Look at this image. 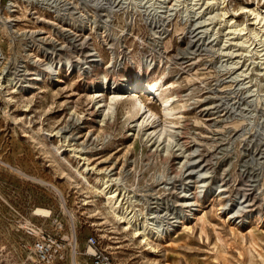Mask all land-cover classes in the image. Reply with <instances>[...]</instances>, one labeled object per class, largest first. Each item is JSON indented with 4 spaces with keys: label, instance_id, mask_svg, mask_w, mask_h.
I'll return each mask as SVG.
<instances>
[{
    "label": "rangeland",
    "instance_id": "obj_1",
    "mask_svg": "<svg viewBox=\"0 0 264 264\" xmlns=\"http://www.w3.org/2000/svg\"><path fill=\"white\" fill-rule=\"evenodd\" d=\"M128 1L54 0L51 12H38L48 24L34 19L28 2L13 15L4 11L19 20L13 44L0 24L11 63L41 57L52 72L25 93L1 84L0 264H37L21 227L41 220L33 213L38 208L61 210L58 190L75 212L81 252L98 233L122 264H264V38L246 33L250 48L258 47L247 52L245 39L225 36L219 20L210 40L194 36V23L180 15L187 2L159 26ZM222 5L245 32L260 27L242 8L264 11V0ZM139 81L163 86L177 100L170 138L146 135L152 129L136 126L140 116L130 118L127 105L112 103L109 114L98 107L108 106L111 94L108 88L98 97L96 85ZM60 129L76 138L92 170L56 150L71 148L57 137ZM106 180L123 200L116 212ZM125 211L138 216L134 227ZM139 224L154 231L149 245L136 237ZM157 228L173 229L156 239Z\"/></svg>",
    "mask_w": 264,
    "mask_h": 264
},
{
    "label": "bare ground",
    "instance_id": "obj_2",
    "mask_svg": "<svg viewBox=\"0 0 264 264\" xmlns=\"http://www.w3.org/2000/svg\"><path fill=\"white\" fill-rule=\"evenodd\" d=\"M24 1H28V0H24ZM53 1L54 0H50L51 6H52ZM127 1L128 0H125V2H127ZM130 1L138 2V4H139L138 7L137 6L135 7L137 9L138 8L139 9L145 8L144 13H146V15H148V18H150L153 23H155L156 25H159V26H165L166 22H168L170 19H172L175 16V14H179V12H178V11H180L179 7L182 6L183 4H186V2H187V5H184V8H183L184 10L182 12H180V15L182 14L183 18L186 21L194 23L192 25V32H193V34L196 33V34H194V36L197 35L198 37L200 36L201 38L207 37V40L211 39L210 38L211 36L209 34L211 32V35H212V33L214 31L213 29L215 27L214 21H216V20H219L220 24L222 22H225L226 27H228V30L225 33V36H233L232 39H235V38H237V39L239 38L241 40L243 38L245 39L248 37V36L245 37L246 33L252 34L251 36H253L256 39L257 38L260 39V42L264 38V15H263L264 11H259L258 8H256V9H250V8H246V7L242 8L243 10H245L244 12L251 13V15H253L254 19L256 20L257 25H260L259 28H254V29L249 30L248 32H245V29L247 30L248 28H246L244 26L242 27L243 24L242 25L240 23L238 24L234 18H230V16H228V12L224 11L223 8H220V5L224 4L225 0H130ZM171 2H174V3H173V5L169 6V3H171ZM136 5H137V3H136ZM203 5L208 6L210 10L208 12H206L207 7L203 8ZM197 6H200V7H197ZM2 11H3L2 6L0 5V18H1ZM141 11L143 12V10H141ZM182 15H181V17H182ZM228 17H229V19H228ZM226 18H227V20H226ZM3 26H6V24H4ZM198 29H200V30L198 31ZM217 34H218V32L215 33V36ZM229 38H231V37H229ZM196 39H198V38H196ZM248 39H245L243 41V43L245 42L243 46H244L246 51L248 50V48L251 49L250 48L251 46H249L247 44V41H246ZM210 42L212 43V40ZM258 42H259V40H258ZM237 45H238V42H237ZM239 47H238V49H239ZM257 48L258 47L255 46L254 48L251 49V51H253V50L257 51L258 50ZM225 49H227V48H225ZM259 50H261V48H259ZM251 51H250V53H251ZM220 52L224 55L230 54V52H228V51L225 53L224 48H221ZM94 53L90 54V58H91L90 62L97 63L98 60L96 59V54H94ZM222 54H221V56H222ZM262 55L264 56V54H262ZM221 67H226V64L222 63ZM229 67L231 68L230 65H229ZM246 71H247V69H246ZM243 74H244V72H243ZM0 79H3L4 83L7 86L16 84L14 82V80H16V78H12L11 75H8L5 78V77H1V74H0ZM2 85H4V84L2 83ZM108 88H109V91L111 94L110 104L108 106L100 104L98 107H103L104 110L107 111L109 114V110H111L113 108L112 103L117 104V105L118 104L127 105L128 116L130 118L140 116L138 118V120L135 121V122H137L136 126H140V128L148 126L149 130L152 129L151 132L145 133L146 135H149V137L152 135L158 136V139L164 135H166L169 138L172 136V130H173L175 122L168 120V119L170 117H174V115H175V110H176L175 103L177 102V100H175L174 96H171V97L168 96V94H167L166 90H164L163 86L160 88V87H157L156 85H151L149 83H146V81H139V82L130 83V84L129 83L124 84L122 82H120V83L114 82L112 87H108L107 84L106 85H104V84L103 85H96L94 93H96L95 95L100 97V96H102L101 92H103L105 89H108ZM123 89H127V91L124 92ZM137 90H139L141 93H135ZM130 91H131V93H130ZM129 94L131 95V97H129L130 96ZM102 98L103 99L100 101H104V97H102ZM124 98H126V99H124ZM150 99H154L155 101H158L157 104L159 105L158 106L159 108H157L156 106L155 107L150 106L149 105V103L151 102ZM100 101H97L96 103L98 104V103H100ZM161 117H164V121H162ZM140 119H141V122H140ZM65 131H66L65 129L64 130L60 129L59 131L56 132V135H58L57 137L64 139L65 142L68 144V146H70L71 148L70 149H62L61 147L60 148L56 147V150L60 154H63V152H65V151H69L72 153L71 157L84 160L82 167H84V170L86 171V173L89 172L93 168L89 167L90 164L87 163V161L89 159L87 158V156L83 155L86 152H82V149H78L77 147H75L74 141L76 140V138L72 135H68L67 134L68 132L66 133ZM153 138L154 137H152V139ZM156 142H157V140H156ZM54 161L57 162V160H54ZM79 174H80V176H83L82 173H79ZM82 178L86 179L84 176ZM63 179H66L70 183L76 182L75 179L72 176H70L69 174H65L63 176ZM109 181L110 180H106V183H105L106 184L105 189L110 187L109 191L106 190L107 191L106 192L107 199H108V203L111 205L112 210L116 212L117 208H119L122 205L123 200H121L119 198L118 193L113 188H112L113 190L111 189V184L109 183ZM245 202H247V201L245 200ZM245 202H243V203H245ZM243 203H241L243 207H248L250 205V203L245 204V205H243ZM243 212H245V211H243ZM35 214L39 215V216H45L46 217L50 214V212H49V210L38 208L36 210ZM122 215H123L122 218H125L126 221H128V224L132 225V227H134L135 223L137 222L138 216L135 213H128L127 214L126 211L124 213H122ZM138 226H139V228L136 230L137 231L136 237L142 236L143 243H146L149 245L150 244V237L153 235L152 233H154V231L153 232L149 231L148 224L147 225L146 224H142V225L139 224ZM159 229L160 228L156 229V233H155L156 239L164 238L167 234L171 233L173 228H168V229L163 228L161 231Z\"/></svg>",
    "mask_w": 264,
    "mask_h": 264
},
{
    "label": "built area",
    "instance_id": "obj_3",
    "mask_svg": "<svg viewBox=\"0 0 264 264\" xmlns=\"http://www.w3.org/2000/svg\"><path fill=\"white\" fill-rule=\"evenodd\" d=\"M24 0H0V5L3 2L5 4L0 18V24H6L8 26L7 35L11 44L18 41L16 36V26L19 22L18 19L10 17L7 19L4 15L6 10L9 15H13L18 12V3ZM31 3L32 14L34 19L39 18L40 23H49V20L44 19L38 15L41 11L44 14L51 12L50 0H28L24 1ZM43 39V38H42ZM46 37L44 41H46ZM3 40L0 39V74L1 77H7L11 75L12 78H16V83L13 92L25 93L27 91L36 90L44 82L48 73L52 72L47 67V63L43 60L45 58H38L31 61H19L15 64L11 63L14 52L6 50L3 44ZM4 84L3 79H0V90H5L1 84ZM6 87V86H5ZM60 198L61 210L55 211L49 208L50 214L48 216L36 215V211L33 213L41 220L29 219L22 227L23 234L27 237V247L32 257L37 264H82L79 260L80 256L85 260V264H122L117 261L114 253L106 246H104L99 234L92 233L86 239V245L83 252L80 251L78 233L75 223V212L72 208L68 207L61 191L58 190ZM254 212V211H252ZM240 214L238 224L243 225V221ZM255 214L252 217L245 218L250 221L257 217ZM67 220V221H66ZM163 228H160L161 231ZM80 261V262H79Z\"/></svg>",
    "mask_w": 264,
    "mask_h": 264
}]
</instances>
